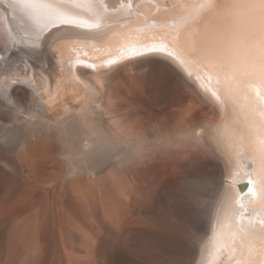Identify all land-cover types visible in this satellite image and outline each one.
I'll use <instances>...</instances> for the list:
<instances>
[{
	"label": "bare ground",
	"instance_id": "obj_1",
	"mask_svg": "<svg viewBox=\"0 0 264 264\" xmlns=\"http://www.w3.org/2000/svg\"><path fill=\"white\" fill-rule=\"evenodd\" d=\"M104 3L108 11L100 22L110 27L108 43L113 46L122 42L113 33L135 35L139 30L141 37H160L182 11L173 7L178 0ZM122 3L131 7L121 8ZM6 15L10 13L0 6V36L9 26ZM51 47L55 54L42 57L43 66L28 61L34 65L28 73L32 90L9 84L0 94V145L16 136L14 144L0 147V264H157L164 257L198 264L232 179L227 153L209 139L225 120V111L194 77L163 56L89 70L70 67L74 54L64 42ZM27 54L23 46L0 53L7 57L0 60V82L10 79L4 67L23 71ZM151 58L163 62L149 63ZM36 73L43 82L36 81ZM70 73L80 79L73 80ZM160 73L169 75L168 82L154 85ZM172 88L179 91L175 97L167 95ZM189 126L209 130L194 147L204 148L210 159L202 166V160L196 163L199 172L190 167L181 176L179 169L187 166L180 161L188 162L199 149L192 157L188 151L193 147L150 157L151 142ZM173 170L180 176L168 177ZM196 176L215 180L209 179L200 192L186 190L188 178ZM207 185L214 192L209 201L203 194ZM165 186L170 191L164 189L165 194L186 197H172L177 206L171 204V194V202L165 201L167 194H160ZM238 188L246 191V182ZM197 220L203 229L193 228Z\"/></svg>",
	"mask_w": 264,
	"mask_h": 264
},
{
	"label": "snow or ice",
	"instance_id": "obj_2",
	"mask_svg": "<svg viewBox=\"0 0 264 264\" xmlns=\"http://www.w3.org/2000/svg\"><path fill=\"white\" fill-rule=\"evenodd\" d=\"M0 6L10 13L6 15L9 26L0 36V53L28 48L22 72L3 68L10 79L0 82V94L9 84L32 90L28 73L34 65L28 61L43 66L42 57L54 55L51 45L58 42L74 54L70 67L110 70L133 59L163 56L194 77L225 111V120L209 139L223 148L232 165L231 182L198 264H221L225 254L224 264H264V0H178L173 7L182 11L167 33L151 39L141 37L139 30L135 35L113 33L122 36L115 46L108 43L110 27L100 22L108 11L104 0H0ZM13 22L19 27L11 28ZM97 42L105 47H97ZM0 60L7 57L0 55ZM70 75L80 79L77 73ZM35 79L44 81L39 73ZM15 140V135L7 137L0 147ZM194 142H200L199 133ZM209 179L215 180L188 178L186 190L200 192ZM241 182H246V191L238 188ZM211 190L204 189L205 193Z\"/></svg>",
	"mask_w": 264,
	"mask_h": 264
},
{
	"label": "rangeland",
	"instance_id": "obj_3",
	"mask_svg": "<svg viewBox=\"0 0 264 264\" xmlns=\"http://www.w3.org/2000/svg\"><path fill=\"white\" fill-rule=\"evenodd\" d=\"M161 74H163V73H160L159 76L156 77L157 80L155 79V84H154V85H160V83H161V84H163V83L165 84L166 82H168V79H167V78L169 77V75H168L167 73H166V75H164V74H165V73H164V74H163L164 76H162ZM161 77H162V78H161ZM163 79H164V80H163ZM159 82H160V83H159ZM177 91H178V89L176 90V88H172V90H170V91L167 93V95H170L171 97H175V95L177 94ZM178 92H179V91H178ZM173 95H174V96H173ZM168 97H169V96H168ZM171 97H169V98H171ZM52 142H53V140H52ZM193 148H195V150H194V149H190L188 152H189V153L191 152V153H190V154L187 153V154H189L191 157H192V155H193L194 153L196 154V153L198 152V151H197L198 149H199L200 152H198L196 155H194V156L192 157V159H191L192 161H191L190 159H189V160L187 159L188 162L185 161V160H186L185 157H184V159H185L184 161H185V162L182 161V160L180 161L181 164L183 163L185 167L187 166V169H186V168H185V169H184V168L179 169V170H180L179 172L181 173V174H180L181 176H184V174L187 173L188 169H189V170L192 169L191 171H193V170H194V171H197V170H198V172H199V171H200V168H201V167L199 166V164H201V163L203 162V164H201V166H202V165H205L204 163H206V162L210 159V157H209L210 155H209L208 151L205 152L206 150L204 151V148H203V149H202L201 147H198V148L193 147ZM202 151H204V152H202ZM192 152H193V153H192ZM202 153H203V154L205 153V154L203 155ZM191 154H192V155H191ZM206 154H207V155H206ZM197 155H198V156H197ZM202 155H203L204 157H202ZM208 155H209V156H208ZM53 156H54V155H53ZM190 156H189V157H190ZM206 156L208 157L207 160H206ZM186 157H188V155H186ZM196 157H197V158H196ZM193 158H195V160H193ZM197 159H199V160L197 161ZM201 160H202V162H200ZM195 161H196V162H195ZM205 161H206V162H205ZM191 162L194 163V165L189 166L188 164L191 163ZM197 162H198V163L200 162V163H199V164H196ZM183 164H182V165H183ZM185 164H186V165H185ZM195 165H196V166H195ZM197 165H198V167H199L198 169H197ZM190 167H191V169H190ZM192 167H193V168H192ZM194 167H195V168H194ZM203 167H204V166H203ZM203 167H202V168H203ZM182 169H184V170H182ZM195 169H196V170H195ZM176 170H177V172H178V169H176ZM176 170H173V171L176 172ZM181 170H182V171H181ZM173 171L171 172L172 174L169 173V176H168V177L171 178V177L173 176L174 178H177L178 176H180L179 173L177 174V172L175 173V172H173ZM183 173H184V174H183ZM170 174H171V175H170ZM174 174H175L176 176H175ZM182 174H183V175H182ZM197 174H199V173H197ZM208 186H210L211 189H213V187H212L211 185H207V186H205V187H206V188H210V187H208ZM167 187H168V186H165L163 189H162V188H159V189H157V191L160 192V190L162 189L161 192H164V191H167V192H168L169 190H167V189H169V188H167ZM166 188H167V189H166ZM164 189H165V190H164ZM163 190H164V191H163ZM213 191H214V190H213ZM169 192H170V191H169ZM172 192H173V191H172ZM174 193H175V192H174ZM207 193H209V194H207ZM160 194H161L162 196L164 195L163 198H165V196H166L167 193L165 194V192H164L163 194H162V193H160ZM170 194H171L172 196L169 197V198H172V197H174V196L178 198V195L180 196V194H182V199H183V197H186V196L183 195V193H179V192L177 193V195H176V193H175V195H174L173 193H170ZM170 194H169V193L167 194V196H166V198H165V201L168 202V199H169V198L167 199V197H168ZM203 194L206 195L205 197H206V199L208 198L207 200L209 201L210 198L213 196L214 192H212V190H211V191H207L206 193L203 191ZM210 196H211V197H210ZM180 197H181V196H180ZM209 197H210V198H209ZM177 198H176V199H175V198H174V199L172 198L171 201L174 200L173 202H175V201L178 200ZM179 199H180V198H179ZM180 200H181V199H180ZM169 201H170V199H169ZM171 201H170V202H171ZM175 203H176V204H175ZM175 203H171V204H174V205L177 206V203H178V202H175ZM208 204H209V203H208ZM172 206H173V205H172ZM172 206H171V208L173 209ZM176 206H174V207H176ZM171 208H169L170 213L173 212V210H172ZM201 208H202V207H201ZM202 211H203V212H202ZM201 213H202L203 216L206 214V213L204 212V210H201ZM174 216H175V218H177V217H176V216H177L176 213L174 214ZM205 218H207V215H205ZM178 219H179V218H178ZM192 222H193V223H192ZM192 222H191V223L194 225V227L192 226V224L189 223V226H190V227H193V228H195L196 230H198V229H199V230H200V229H203V224H202L199 220H197V221H192ZM197 224H198V225H197ZM164 258H165V259H164ZM164 258H162L163 261L160 259V261H162L163 263H166L165 260L168 262L167 264H179V263H180L179 260L176 261L175 258H173V257H169V258H168V257H167V258L164 257ZM171 258H172V260H171ZM173 259H174V260H173ZM156 260H157V259H155V260H153V261L156 262ZM157 261H158L160 264H162V262H160L159 260H157ZM225 261H226V260H223V262H222L221 264H224ZM173 262H174V263H173ZM178 262H179V263H178ZM159 263H157V264H159Z\"/></svg>",
	"mask_w": 264,
	"mask_h": 264
},
{
	"label": "clouds",
	"instance_id": "obj_4",
	"mask_svg": "<svg viewBox=\"0 0 264 264\" xmlns=\"http://www.w3.org/2000/svg\"><path fill=\"white\" fill-rule=\"evenodd\" d=\"M197 133H199L200 136L199 143L194 142V137ZM208 134L209 130L207 128L198 132L195 127L191 126L180 128L173 134H164L151 142L153 148L150 149V157H154L158 154H166L175 149L191 148L200 145L202 144L204 137Z\"/></svg>",
	"mask_w": 264,
	"mask_h": 264
},
{
	"label": "water",
	"instance_id": "obj_5",
	"mask_svg": "<svg viewBox=\"0 0 264 264\" xmlns=\"http://www.w3.org/2000/svg\"><path fill=\"white\" fill-rule=\"evenodd\" d=\"M151 61H152V62H153V61H155V62H156V61H161V62H163L162 59H155V58H151L148 62H149V63H152ZM179 77H181V78L183 79V77H182L180 74H179Z\"/></svg>",
	"mask_w": 264,
	"mask_h": 264
}]
</instances>
